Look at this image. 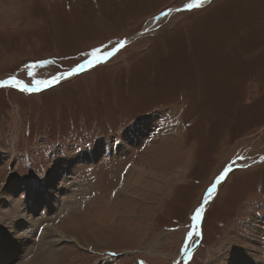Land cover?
Returning <instances> with one entry per match:
<instances>
[{"label": "rangeland", "instance_id": "374dc122", "mask_svg": "<svg viewBox=\"0 0 264 264\" xmlns=\"http://www.w3.org/2000/svg\"><path fill=\"white\" fill-rule=\"evenodd\" d=\"M203 1L0 0V82L35 86L0 85V240L65 191L26 264H264V0Z\"/></svg>", "mask_w": 264, "mask_h": 264}, {"label": "bare ground", "instance_id": "6f19581e", "mask_svg": "<svg viewBox=\"0 0 264 264\" xmlns=\"http://www.w3.org/2000/svg\"><path fill=\"white\" fill-rule=\"evenodd\" d=\"M202 2L204 1L200 0V4ZM207 2H209V0H207ZM160 19L161 18L151 21L148 24V27L152 28L153 26H155L154 24H158L160 22ZM101 56L104 57L103 58L104 61L107 60L106 56H103V55ZM99 58L101 57L96 58V60H94L95 62L93 63L98 64L99 60L97 59ZM99 63H102V62H99ZM77 69L73 71L72 73L74 72L76 73ZM60 78H59V81L61 80ZM63 80H66V79H63ZM0 83H1L0 85H4L3 84L4 82L3 83L0 82ZM12 83L19 87H23V83L19 81L12 82ZM31 89H35V86L31 87ZM135 167L136 168H132L131 172L129 173V180H132L133 177L136 176V178L134 179L136 180V184H139L147 175L152 176V173H151L152 171L148 173L146 171L147 168H144V169L141 168L142 165L140 168L137 166ZM52 174L53 175L48 178V182H45L43 184V187L41 190L38 189L36 191H32L31 189H28V188L24 190V193L26 194V201L22 205L23 209L22 211H19L17 213L16 217L14 218L12 217L8 219L9 225H7L8 226L7 231L3 235L2 241L0 240V264H26L25 262L26 259L25 257L22 258V255L25 252V249H26L25 245L27 246V242H31L30 246H33V248L35 247L36 251L34 252L37 253L41 249V247L48 245L51 248L55 245L54 243L55 241L58 242L59 239L64 238V233L62 231H58L57 228H47V229L41 230L40 227H38L36 223L31 221V219L34 220L35 218H37L36 216L38 212L39 213L42 212V214L51 216L52 213L54 212L55 207L57 206V202H58L57 199L60 200V198L64 194L62 193L64 190L61 191L60 189L52 188L53 186L57 187V179L59 176L58 175L59 172L55 171L54 173L52 172ZM16 191L17 189L15 186H10L7 192V195H4L5 199L2 200L1 206H5V207L9 206L15 199V196L17 194ZM39 233H42V234L40 235ZM54 234H56V236L60 235V237L58 240H57L58 237L57 238L55 237L56 239L53 238L54 240L52 241V239L49 237L51 235L53 236ZM36 244L38 245V247L36 246ZM52 252H50V254L46 257L43 256L44 258L42 260L40 261L38 260L39 264H58L57 257L54 254L56 250L53 253ZM236 264H247V262L240 261L239 263H236Z\"/></svg>", "mask_w": 264, "mask_h": 264}, {"label": "water", "instance_id": "95a60500", "mask_svg": "<svg viewBox=\"0 0 264 264\" xmlns=\"http://www.w3.org/2000/svg\"><path fill=\"white\" fill-rule=\"evenodd\" d=\"M190 6H191V7H190ZM190 6H186L185 8H179V9L176 8V9L169 10V11H167V14H174V13H177V12H179V11L186 10V9H193V8L197 7L198 4H197V3H193V4H191ZM122 46H123V43L120 44V45H118L116 48H114V49L108 51V52L105 53L103 56H106V59H109V58L113 57V56L119 51V49L122 48ZM89 68H91V67H90V66H86L85 64L80 65V66L78 67L76 73L74 72V73H68V74L62 75V76H61V77H62L61 80L71 78L72 76L76 75L77 73H78V74H79V73H83L84 71L88 70ZM3 84H4L5 87H6V86H10V85L12 86V83H11V82H9V83H8V82H5V83H3ZM53 85H55V84L49 85L48 87L50 88V87H52ZM28 86H29V85H28ZM48 87L46 86V88H48ZM21 88H23V89H25V90H27V91H32V90H33V89H30L29 87H27V84H23V87H21Z\"/></svg>", "mask_w": 264, "mask_h": 264}, {"label": "snow or ice", "instance_id": "6c2138e0", "mask_svg": "<svg viewBox=\"0 0 264 264\" xmlns=\"http://www.w3.org/2000/svg\"><path fill=\"white\" fill-rule=\"evenodd\" d=\"M191 7V6H190ZM198 216H199V213H197V217H194V218H198Z\"/></svg>", "mask_w": 264, "mask_h": 264}]
</instances>
